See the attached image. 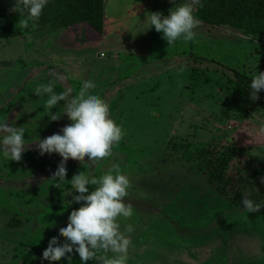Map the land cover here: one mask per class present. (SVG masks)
<instances>
[{"label":"rangeland","instance_id":"obj_1","mask_svg":"<svg viewBox=\"0 0 264 264\" xmlns=\"http://www.w3.org/2000/svg\"><path fill=\"white\" fill-rule=\"evenodd\" d=\"M106 2L108 11L119 8ZM13 4L0 0V9L9 12ZM135 4L142 3L125 0L121 27L110 34L85 23L51 28L38 20L35 28L29 23L30 32L0 38V122L22 127L29 146L20 162L0 152V264L29 263L52 237L62 244L59 229L80 206L69 195L73 175L98 178L113 165L130 180L125 202L133 215L118 220L122 229L134 228L126 264H264V206L248 213L229 205L205 183L196 156L203 144L239 146L228 168L232 184L251 196L262 193L255 203L264 205V103L240 97L232 83L233 69L251 76L264 71V43L200 23L192 41L169 46L162 33L147 29L146 17L167 16L170 0H152L137 17ZM11 15L20 25L24 17ZM86 81L95 84L90 94L109 104L124 136L111 156L82 165L69 159L65 180H54L61 157L41 156L35 143L71 121L65 101L49 110L48 94L35 90L52 83L56 94L71 89L75 96ZM51 113L60 118L50 120ZM70 264H81L78 254Z\"/></svg>","mask_w":264,"mask_h":264},{"label":"clouds","instance_id":"obj_2","mask_svg":"<svg viewBox=\"0 0 264 264\" xmlns=\"http://www.w3.org/2000/svg\"><path fill=\"white\" fill-rule=\"evenodd\" d=\"M48 0H14L9 12L19 13L24 18L20 25L27 28L32 22L35 28ZM169 9V14L163 16L160 12H151L146 17L149 27L162 33L168 45L177 40L185 42L195 38L201 23L194 16L201 0H184ZM146 29V30H147ZM95 88L92 81L84 82L78 94L71 96V89L56 94L52 83L40 85L36 88V95L48 94L46 106L49 110L65 101L64 112L71 121L58 133H54L35 143V149L43 156L45 153H56L61 157L59 164L51 178L64 181L67 175L66 162L71 159L82 164L86 161H100L112 155V148L123 139L124 132L120 125L110 117L109 104L100 96L90 94ZM264 90V71L253 75L250 83L249 99L255 102L260 99L258 93ZM71 98L69 99V97ZM60 118L51 113L52 121ZM24 129L10 126L7 122H0V152L11 161L20 162L22 154L29 148L25 145ZM264 134V128L259 130ZM261 183L264 184V178ZM71 185L74 193L72 203L80 206L68 216L66 227L59 229V236L64 238L61 244L57 237H52L42 253V259L58 262L62 259L72 260V254L79 256L81 264L95 261L96 264H126L129 247L132 242L134 228L125 225L122 229L119 218H130L133 206L125 202L128 196L130 180L121 174L119 166L111 169L98 178L85 175L83 172L73 175ZM89 186H95L91 191ZM258 192V189H256ZM250 192H245L241 199L243 209L248 213H257L262 206L249 198ZM109 253L112 255L110 256Z\"/></svg>","mask_w":264,"mask_h":264},{"label":"trees","instance_id":"obj_3","mask_svg":"<svg viewBox=\"0 0 264 264\" xmlns=\"http://www.w3.org/2000/svg\"><path fill=\"white\" fill-rule=\"evenodd\" d=\"M104 0H48L39 18L40 23L47 22L51 28L67 27L85 23L97 33L104 26ZM0 38L21 35L30 32L31 27H21L14 23L11 13L0 9ZM194 16L203 24L228 27L238 30L250 41L264 43V0H201ZM233 89L240 97L249 98L250 83L253 76L233 69ZM260 99L253 103H264V90L258 93ZM250 107H246L248 111ZM241 148L234 144L216 146L203 144L196 148L200 159L198 167L205 183L227 200L229 205L239 206L246 191L232 184L228 168L239 156ZM258 172V171H257ZM254 202H260L263 194L249 196ZM39 255L27 264H48L49 261Z\"/></svg>","mask_w":264,"mask_h":264},{"label":"crops","instance_id":"obj_4","mask_svg":"<svg viewBox=\"0 0 264 264\" xmlns=\"http://www.w3.org/2000/svg\"><path fill=\"white\" fill-rule=\"evenodd\" d=\"M130 3L133 1H140L142 4H135V7L137 9L136 12H134L137 16H142L145 12V8L150 5L152 0H128ZM114 2L116 3H112V7L114 4H118L119 8L118 9H114V10H110L108 11L107 9V2L106 0H104V26H103V30L102 33L100 34H110L112 32H114L115 30H118L121 26H119V22L118 19L119 17V12H120V7L121 5H123V3H125V0H114ZM113 12L118 13V15L112 16L110 14H112ZM109 17V18H108ZM83 28H81L82 30Z\"/></svg>","mask_w":264,"mask_h":264}]
</instances>
